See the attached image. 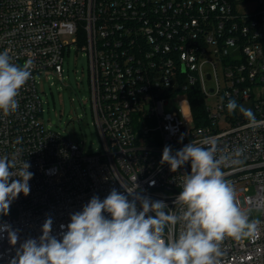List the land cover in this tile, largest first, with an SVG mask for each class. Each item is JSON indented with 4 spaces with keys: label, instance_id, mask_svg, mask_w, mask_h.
Masks as SVG:
<instances>
[{
    "label": "built area",
    "instance_id": "1",
    "mask_svg": "<svg viewBox=\"0 0 264 264\" xmlns=\"http://www.w3.org/2000/svg\"><path fill=\"white\" fill-rule=\"evenodd\" d=\"M65 34L81 37L72 41L88 54L99 151L85 153L39 118L36 74L63 78L70 44ZM5 51L18 66L31 61L32 75L17 110L0 113V156L15 158L18 168L28 162L34 176L30 194L21 193L8 215H0V225L18 236L11 245L8 233L0 232V264H11L26 239L38 240L46 219L59 239L71 214L113 188L125 195V187L136 190L180 215L175 201L190 162L173 172L161 164L163 149L171 146L174 154L190 142L207 148L212 140L216 157L228 158L221 170L236 203L256 222L247 237L220 241L216 260L264 264V0H0V53ZM210 80L216 84L209 86ZM194 88L217 102L213 110L205 101V121L190 129L178 111L165 109V97ZM229 100L237 103L232 113ZM240 106L254 113L256 124ZM255 209L261 210L256 219ZM182 227H166L165 239L178 237Z\"/></svg>",
    "mask_w": 264,
    "mask_h": 264
},
{
    "label": "clouds",
    "instance_id": "2",
    "mask_svg": "<svg viewBox=\"0 0 264 264\" xmlns=\"http://www.w3.org/2000/svg\"><path fill=\"white\" fill-rule=\"evenodd\" d=\"M31 66V61L18 66L7 51L0 53L3 115L17 110V97L31 78ZM236 109V101L229 100L228 112ZM240 111L251 124L257 123L250 109L240 106ZM216 153L215 140L207 148L190 142L174 154L171 146L164 147L161 164H168L171 171L190 162L191 171L185 174L175 201L182 206L180 215L166 212L163 201H152L136 190L125 187V195L113 188L103 200L93 196L81 211L71 214L70 223L60 225L66 231L59 239L51 234V218L46 219L42 235L38 240L26 239L11 264H218L219 242L226 236L254 233L256 222H249L236 203L233 186L224 179L221 166L228 158H217ZM30 167L23 161L18 168L15 158L0 156V215H8L21 193L30 194L34 176ZM178 223L183 226L178 237L166 240L165 228ZM5 231L9 243L16 245L17 233L10 225H0V232Z\"/></svg>",
    "mask_w": 264,
    "mask_h": 264
},
{
    "label": "rangeland",
    "instance_id": "3",
    "mask_svg": "<svg viewBox=\"0 0 264 264\" xmlns=\"http://www.w3.org/2000/svg\"><path fill=\"white\" fill-rule=\"evenodd\" d=\"M74 37L78 41L81 40L77 34L63 36L70 44L66 45L64 50L62 79L54 72L36 74L38 92L43 105L39 118L45 127L79 142L85 153H91L101 150L102 142L92 108L88 54L81 44L72 41ZM204 69L210 70V65L206 64ZM219 73L222 76L223 71L219 69ZM207 84L212 86L216 81L210 80ZM165 98L168 100L165 104L166 110L178 111L188 128L196 125L189 91H176ZM204 100L214 110L217 97L209 96L208 99L204 97ZM253 213L254 219L261 216V210L255 209Z\"/></svg>",
    "mask_w": 264,
    "mask_h": 264
},
{
    "label": "trees",
    "instance_id": "4",
    "mask_svg": "<svg viewBox=\"0 0 264 264\" xmlns=\"http://www.w3.org/2000/svg\"><path fill=\"white\" fill-rule=\"evenodd\" d=\"M190 102L192 106V111L194 113L195 124L199 125L205 121L203 118L206 113L205 110V100L204 96L198 92L196 88L189 91Z\"/></svg>",
    "mask_w": 264,
    "mask_h": 264
}]
</instances>
